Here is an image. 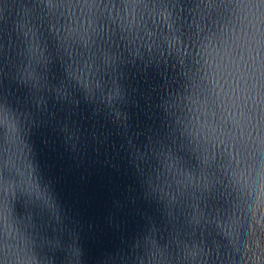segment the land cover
Here are the masks:
<instances>
[{
  "label": "water",
  "instance_id": "water-1",
  "mask_svg": "<svg viewBox=\"0 0 264 264\" xmlns=\"http://www.w3.org/2000/svg\"><path fill=\"white\" fill-rule=\"evenodd\" d=\"M0 264H264V0H0Z\"/></svg>",
  "mask_w": 264,
  "mask_h": 264
}]
</instances>
